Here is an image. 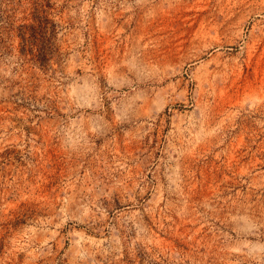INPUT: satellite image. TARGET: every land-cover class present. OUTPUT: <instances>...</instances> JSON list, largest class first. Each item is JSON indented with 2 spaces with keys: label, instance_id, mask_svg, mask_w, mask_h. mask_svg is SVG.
Segmentation results:
<instances>
[{
  "label": "rangeland",
  "instance_id": "374dc122",
  "mask_svg": "<svg viewBox=\"0 0 264 264\" xmlns=\"http://www.w3.org/2000/svg\"><path fill=\"white\" fill-rule=\"evenodd\" d=\"M0 264H264V0H0Z\"/></svg>",
  "mask_w": 264,
  "mask_h": 264
}]
</instances>
